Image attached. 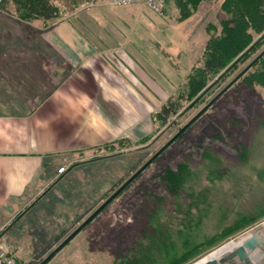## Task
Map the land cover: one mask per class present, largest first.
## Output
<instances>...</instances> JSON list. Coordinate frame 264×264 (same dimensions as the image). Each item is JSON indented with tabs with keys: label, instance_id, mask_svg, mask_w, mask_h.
<instances>
[{
	"label": "rangeland",
	"instance_id": "obj_1",
	"mask_svg": "<svg viewBox=\"0 0 264 264\" xmlns=\"http://www.w3.org/2000/svg\"><path fill=\"white\" fill-rule=\"evenodd\" d=\"M49 1L56 16L45 21L21 17L10 0L3 8L0 3V37L10 36L1 28L13 18L29 30L33 48H42L33 35L49 24L65 23L87 48H123L140 59L146 53L154 61L147 68L165 87L145 90L149 133L117 137L102 143L107 144L103 148L91 146L88 161L66 166V177L51 188L48 205L24 210L10 226L0 222V237L22 264H38L264 47L263 37L235 67L211 71L209 84L215 82L204 93L189 95L188 74L201 64L208 40L220 34L222 0H202L196 6L165 0L159 11L140 2L112 6L107 0ZM263 32L253 33L251 41ZM3 43L5 48L11 44ZM255 67L223 90L45 264H119V255L138 248L154 221L164 223L173 244L164 246L165 253L152 250L149 260L166 264L171 255L173 263L199 264L264 228V85L247 75ZM25 85L27 89L14 93L32 96L33 84ZM173 173L180 175V183L171 182ZM196 195L201 199L194 204ZM187 217L192 222L186 225ZM158 253L163 260L154 257ZM257 264H264V257Z\"/></svg>",
	"mask_w": 264,
	"mask_h": 264
},
{
	"label": "crops",
	"instance_id": "obj_2",
	"mask_svg": "<svg viewBox=\"0 0 264 264\" xmlns=\"http://www.w3.org/2000/svg\"><path fill=\"white\" fill-rule=\"evenodd\" d=\"M3 26L10 36L0 37V107H7L0 109V222L7 227L51 201V188L66 177L59 165L79 166L91 146L149 133L145 90L165 85L145 52L140 59L123 48H87L65 23L33 35L42 47L33 48L23 22L8 18ZM27 81L33 95L15 94Z\"/></svg>",
	"mask_w": 264,
	"mask_h": 264
},
{
	"label": "trees",
	"instance_id": "obj_3",
	"mask_svg": "<svg viewBox=\"0 0 264 264\" xmlns=\"http://www.w3.org/2000/svg\"><path fill=\"white\" fill-rule=\"evenodd\" d=\"M8 1L2 0L1 7H5ZM10 1L14 2L15 9L19 10L21 17L25 19L40 18L45 21L56 16V9L49 0ZM201 1L181 0L180 3L184 6L191 4L196 6ZM217 14L220 16H218L221 28L220 34L208 40L202 54L201 64L193 67L188 74L187 85L189 95L196 94L200 91L199 94L204 93L215 82L212 81L209 84L211 71H218L221 68H225V71H228L235 67L256 48L264 37L263 32L257 39L251 41L253 33L261 32V29L264 28V0H222L219 4ZM251 67L255 68L250 74H247L248 76L252 75L250 81L264 85V53L249 68ZM248 69L243 73V76L248 73ZM199 94L196 96V99L200 98L201 95ZM166 108L167 105L163 106V110H167ZM261 122L264 124V118ZM106 145L101 144L96 146V148H103ZM262 174L264 178V169ZM179 176L178 173H173L171 175V182L174 184L180 183ZM198 195L192 198L194 204L201 199ZM187 211L185 210L186 216L189 215ZM190 222H192L190 218H185L184 223L186 225ZM168 233L169 231L165 228L164 223L154 221V226L151 227L148 236L139 241L140 246L138 248L131 249L119 255V264H156L154 260H149L151 255H153L152 250L157 252L161 248L162 252L165 253V245L169 248L172 247L173 243L169 241ZM143 240L147 241L146 246L142 245ZM151 245L154 246L153 249ZM167 247L165 246V248ZM162 256L161 253H158L154 257L158 258V260H163ZM165 258H168V256H165ZM169 259L170 261L166 264H177L172 262L171 255H169Z\"/></svg>",
	"mask_w": 264,
	"mask_h": 264
},
{
	"label": "water",
	"instance_id": "obj_4",
	"mask_svg": "<svg viewBox=\"0 0 264 264\" xmlns=\"http://www.w3.org/2000/svg\"><path fill=\"white\" fill-rule=\"evenodd\" d=\"M262 49L243 69L233 77L214 97H212L191 119L172 135L151 157L123 181L100 205H98L86 218L79 223L56 247H54L38 264H45L56 254L82 227H84L111 199H113L152 159L170 142H172L184 128L194 120L210 103L217 98L232 82L245 72L262 54ZM264 257V228H259L251 233L234 249L227 251L217 258H209L199 264H257Z\"/></svg>",
	"mask_w": 264,
	"mask_h": 264
},
{
	"label": "built area",
	"instance_id": "obj_5",
	"mask_svg": "<svg viewBox=\"0 0 264 264\" xmlns=\"http://www.w3.org/2000/svg\"><path fill=\"white\" fill-rule=\"evenodd\" d=\"M1 1L2 0H0V3ZM107 2L113 6H125L140 2L152 10L159 11L165 0H107ZM65 169L66 165L61 164L57 167V172L62 173ZM0 264H22L3 237H0Z\"/></svg>",
	"mask_w": 264,
	"mask_h": 264
}]
</instances>
